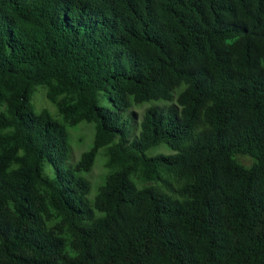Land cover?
<instances>
[{
    "label": "trees",
    "instance_id": "obj_1",
    "mask_svg": "<svg viewBox=\"0 0 264 264\" xmlns=\"http://www.w3.org/2000/svg\"><path fill=\"white\" fill-rule=\"evenodd\" d=\"M0 264H264V0H0Z\"/></svg>",
    "mask_w": 264,
    "mask_h": 264
},
{
    "label": "rangeland",
    "instance_id": "obj_2",
    "mask_svg": "<svg viewBox=\"0 0 264 264\" xmlns=\"http://www.w3.org/2000/svg\"><path fill=\"white\" fill-rule=\"evenodd\" d=\"M99 100L101 106L113 110L112 104L105 94H100ZM32 103L37 111L47 109L54 118H57L56 109L52 105V103L47 99L46 89L44 87L38 86L35 88V91L32 96ZM164 104L165 103L162 101H151L133 106L131 109H129V111H127L128 116L124 115L125 120L127 121V127L130 130L129 138L132 139L138 134V124L142 117V114L146 109L153 106H163ZM69 133L70 144L72 146L71 156L72 161L74 162L78 159V157L83 151H86L91 147L94 135V127L92 125H87L83 123L76 127L70 128ZM158 154L165 156L171 155L172 151L169 150L166 146L161 145L159 147L151 148L146 153L148 157L155 156ZM238 161L244 166H249L252 163L251 158L248 156H240L238 157ZM44 172L50 177L54 176L52 167L49 164L44 165ZM104 174L105 169L103 166V158L99 155L91 173H84L85 178H87L91 182V192L89 194V197H93V195L96 193L97 186L101 182Z\"/></svg>",
    "mask_w": 264,
    "mask_h": 264
}]
</instances>
